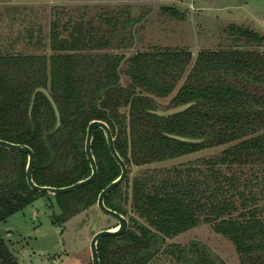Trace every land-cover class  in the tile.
<instances>
[{
	"label": "trees",
	"instance_id": "16d2710c",
	"mask_svg": "<svg viewBox=\"0 0 264 264\" xmlns=\"http://www.w3.org/2000/svg\"><path fill=\"white\" fill-rule=\"evenodd\" d=\"M1 1L0 17L9 21L0 34V139L32 149L36 184L63 187L90 174L86 127L101 120L126 164L124 181L104 205L128 226L98 240L99 263L226 264L202 240L175 241L206 224L231 244L237 264H264V35L230 23L214 47L148 42L137 49L147 6L133 13L126 3L28 8ZM38 9L47 12L44 21ZM158 12L185 20L174 6ZM37 87L57 107L56 129L46 96L36 92L31 99ZM187 102L184 111L154 113ZM91 151L93 182L51 196L28 187L26 153L0 148V223L40 196L54 200L58 213L51 222L58 227L95 208L120 168L99 128ZM200 151L208 152L154 165ZM0 264H19L1 235Z\"/></svg>",
	"mask_w": 264,
	"mask_h": 264
},
{
	"label": "rangeland",
	"instance_id": "374dc122",
	"mask_svg": "<svg viewBox=\"0 0 264 264\" xmlns=\"http://www.w3.org/2000/svg\"><path fill=\"white\" fill-rule=\"evenodd\" d=\"M167 0H10L9 4L26 6L28 8L46 7L51 4L63 5H114L130 4L133 10L147 6L150 13L145 17L143 29L139 30L135 48H141L148 42L162 45L187 46L195 50V46L214 47L219 41H223L225 34L222 27L234 23L247 26L264 35V0H244L245 4L233 7L237 0H210L212 7L203 8L200 11L198 24L200 27L191 26L190 20H171L158 12L161 5ZM196 4L199 1L195 0ZM0 3L2 1L0 0ZM5 4V3H4ZM4 4L0 5V12ZM47 4V5H46ZM171 6L172 4L169 3ZM203 4V1H202ZM198 6V5H196ZM43 11V12H42ZM37 10L41 20L47 18V12ZM197 12V11H195ZM198 13V12H197ZM199 19L193 21H199ZM253 20L252 23H249ZM7 18L0 17V34L4 35L2 28L8 25ZM16 28L15 25L12 26ZM194 27V28H193ZM197 41V42H196ZM208 151H200L193 154L163 161L155 166H170L180 162L191 160L197 156L207 154ZM137 169H132L134 174ZM92 210V209H91ZM91 210L78 214L65 224L58 227L52 224V214L58 213V208L51 197L40 196L25 206L21 211L9 216L5 222L0 223V235L6 241L9 249L14 253L19 264H92L89 253V241L91 238L90 227L93 223ZM100 221L97 230L110 228L117 224L116 221L99 212ZM199 239L207 243L226 264H237V258L231 244L214 233L209 225L200 224L195 228L175 238L177 242H185L188 239Z\"/></svg>",
	"mask_w": 264,
	"mask_h": 264
},
{
	"label": "water",
	"instance_id": "95a60500",
	"mask_svg": "<svg viewBox=\"0 0 264 264\" xmlns=\"http://www.w3.org/2000/svg\"><path fill=\"white\" fill-rule=\"evenodd\" d=\"M132 12L136 13V10H132ZM261 50H264V47H261ZM36 92L43 93L46 96V98L48 99L51 107L53 108L55 118H56L54 129H56L60 125V121H59V113H58L57 107H56L52 97L50 96L47 89H45L43 87H37L34 89L31 99H33V96L35 95ZM191 104H192V102H187V103H184L182 105H178L176 107H172V108H169L166 110H157V111H154V113L157 115H161V116H168V115H172V114L184 111ZM31 105H32V102L30 103V106L28 109L29 113L31 110ZM96 128H99L102 130V132L105 136V140L107 143L108 150H109L112 158L114 159V161L119 166L120 173L115 179H113L103 189L100 190V192L98 193L97 199H96L95 208H93L91 210V212L93 214V216H92L93 223L91 224V227H90V232L92 234H91V238H90L88 246H89L90 260H91L92 264H100L99 258L97 255V242H98V240L103 238V237H107V236L120 235L127 229V226H128V222H127L126 217H124L120 213H118V212H116V211H114V210H112V209H110L104 205V198L106 197V195L108 193H110L119 184H121L127 175L126 164L122 160L120 155L117 153V151L114 147V137H113L112 132H111L110 128L108 127V125L104 121H101V120H91L87 124L85 141H84V152H85V156H86L87 161H88L89 166H90V174L86 178L80 179V180H78V181H76L70 185L63 186V187H52V186L36 184L32 179V169H33V164H34V155H33L32 149L25 144L13 143V142H10L7 140L0 139V148L1 149L26 153L27 161H26V166H25V180H26L28 187L31 190H34V191H37L40 193H47L48 195L56 196V195L75 191V190L79 189L80 187L93 182V180L95 179V177L97 175V166H96V162H95L94 156H93L92 151H91V143H92V138H93L94 131ZM172 137L179 139L181 141H185V142H195L196 141V139L189 138V137H182V136H176V135H172ZM98 212L102 215H105V216H108V217L114 219L117 224L115 226L110 227V228H104L101 230H97V225L100 221V218L97 215Z\"/></svg>",
	"mask_w": 264,
	"mask_h": 264
},
{
	"label": "crops",
	"instance_id": "0c3cea01",
	"mask_svg": "<svg viewBox=\"0 0 264 264\" xmlns=\"http://www.w3.org/2000/svg\"><path fill=\"white\" fill-rule=\"evenodd\" d=\"M197 1H199V4H196L195 0H167L165 5L171 6L169 4L171 3L172 6L182 11L185 15V19H187L188 22L190 20L191 26H194L196 28V27H200L198 26V24L201 22V20H203V19H199L200 18L199 12L202 11V9L205 7L206 9H208L209 7H212L211 5L208 4L211 2L210 0H197ZM202 1H203V4H202ZM240 4H245L244 0H237L236 2H233V5H234L233 7H238ZM195 11H197L198 13ZM193 19L195 20L199 19V21H193ZM252 21L253 20L251 19L249 23H252ZM197 47L198 46H195V50L197 49Z\"/></svg>",
	"mask_w": 264,
	"mask_h": 264
}]
</instances>
